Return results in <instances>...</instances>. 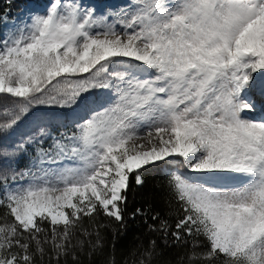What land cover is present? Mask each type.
I'll return each mask as SVG.
<instances>
[{
    "label": "snow or ice",
    "instance_id": "snow-or-ice-1",
    "mask_svg": "<svg viewBox=\"0 0 264 264\" xmlns=\"http://www.w3.org/2000/svg\"><path fill=\"white\" fill-rule=\"evenodd\" d=\"M14 3L0 5V264H94L137 217L190 244V264H264V0H49L13 19ZM150 170L179 206L153 223L128 211Z\"/></svg>",
    "mask_w": 264,
    "mask_h": 264
},
{
    "label": "trees",
    "instance_id": "trees-1",
    "mask_svg": "<svg viewBox=\"0 0 264 264\" xmlns=\"http://www.w3.org/2000/svg\"><path fill=\"white\" fill-rule=\"evenodd\" d=\"M27 1L15 0L16 6L12 7L11 12L17 9V3L26 4ZM4 3L5 0H0V5ZM145 179L146 184L143 187L132 185L128 204L129 213L137 207L149 210L148 223H153L150 216L155 212L161 213L162 216L166 212L170 216H174L179 206L174 200L166 196L165 176L159 170H150L145 173ZM1 212H3L2 209H0ZM172 222L174 223V221ZM152 240L156 241L158 247L151 257V264H190V244H174L169 238L166 245L160 234L150 232L140 217L135 220L128 219L127 229L114 241L111 232L106 234V241L115 244L114 251L109 244L105 247L103 255L94 258V264H111L113 259L115 264H139L144 259L143 254L149 248Z\"/></svg>",
    "mask_w": 264,
    "mask_h": 264
},
{
    "label": "rangeland",
    "instance_id": "rangeland-1",
    "mask_svg": "<svg viewBox=\"0 0 264 264\" xmlns=\"http://www.w3.org/2000/svg\"><path fill=\"white\" fill-rule=\"evenodd\" d=\"M49 0H28L26 4H18L17 3V9L12 11V18L15 19L18 16H21L22 14L26 13L29 9H42L45 4H47ZM127 0H111L110 4L111 6H120L122 4H125ZM106 4V2H100V4L95 5L101 9H103L106 6H109ZM13 6H16L14 3ZM26 18V17H25ZM82 111V109H81ZM44 115L47 116L48 119H50L52 122L56 123L57 125H62L65 121H70L73 117L72 115L59 110V109H46L43 111ZM257 115H261V113H257ZM264 115V113H262ZM28 161L27 159H24L21 161V164H26ZM3 212L0 213L2 215Z\"/></svg>",
    "mask_w": 264,
    "mask_h": 264
},
{
    "label": "bare ground",
    "instance_id": "bare-ground-1",
    "mask_svg": "<svg viewBox=\"0 0 264 264\" xmlns=\"http://www.w3.org/2000/svg\"><path fill=\"white\" fill-rule=\"evenodd\" d=\"M261 115H262V113H261Z\"/></svg>",
    "mask_w": 264,
    "mask_h": 264
}]
</instances>
